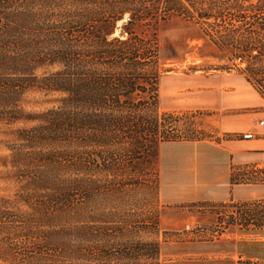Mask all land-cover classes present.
<instances>
[{"label":"trees","instance_id":"obj_1","mask_svg":"<svg viewBox=\"0 0 264 264\" xmlns=\"http://www.w3.org/2000/svg\"><path fill=\"white\" fill-rule=\"evenodd\" d=\"M263 16L264 0H0V124H25L2 161L19 186L0 196V264H162L160 242L141 237L159 229V212L124 192L144 184L163 143L202 139L177 135L186 113L161 111L160 46L148 31L173 17L263 29ZM213 45L233 63L224 69L246 61L248 80L253 50L264 62V47ZM30 92L60 97L28 111ZM230 181L250 183L236 171ZM152 187L157 201L160 181ZM209 204L224 227L264 228V200Z\"/></svg>","mask_w":264,"mask_h":264},{"label":"rangeland","instance_id":"obj_2","mask_svg":"<svg viewBox=\"0 0 264 264\" xmlns=\"http://www.w3.org/2000/svg\"><path fill=\"white\" fill-rule=\"evenodd\" d=\"M251 1L256 4L260 0ZM248 20L240 22L225 18L221 23L210 20L208 25L202 28L173 17L148 31V35L157 37L160 46V64L163 71L159 85L160 109L163 112L186 113L179 116L177 135L182 138L194 135L202 139L163 143L158 151L159 158L155 168L146 170L147 176L142 181L144 184L133 188L127 186L124 192L127 201H136L148 210L155 209L159 212V229H152L147 234H141V237L160 242L162 264H250L249 261H241L238 258L229 260L226 254L233 250L238 239L247 236L254 228L241 230L239 227L230 228L220 224L213 215L219 208L209 204L221 203L219 201H168L161 192V180L168 165L178 173L181 168L188 169L192 162L187 156V152L192 150L187 142L212 145L231 141L238 143L244 140V137L240 132H233L235 129L243 127L245 131V127L249 125L264 127L260 126V122H264V62L258 49L264 47V21L260 23L263 25V29H260L261 26ZM121 25L122 23L118 27ZM120 33L121 29L118 28L115 36ZM214 42L257 48L258 50H253L250 58H253L255 70L252 79L248 80L247 73H244L247 62L241 58L235 61L238 70L222 68L224 65L233 67V63L220 59L214 50ZM243 55L244 53L241 54ZM228 91H241L240 96L234 97L235 105L227 100L231 97ZM58 97L60 96L30 92L25 96V107L28 111H42L55 106V99ZM24 125L0 124L2 197H11L19 186L16 181L6 178L2 161L8 160L9 149L15 143L12 130ZM205 136L209 138H203ZM170 155L176 159L174 163L166 159L171 157ZM234 163L232 170L236 171L241 181H258V184L264 182V172L256 164L247 163L243 157L234 158ZM152 181L158 182V187L160 181V195L157 201ZM217 184L219 183L213 184V189H218ZM262 209L263 205L259 207V211ZM230 210L235 211L234 208Z\"/></svg>","mask_w":264,"mask_h":264},{"label":"crops","instance_id":"obj_3","mask_svg":"<svg viewBox=\"0 0 264 264\" xmlns=\"http://www.w3.org/2000/svg\"><path fill=\"white\" fill-rule=\"evenodd\" d=\"M240 92L228 91L229 96L233 98L230 97L227 100L234 104L236 102L234 97L240 96ZM245 129L244 131L241 127L233 132L253 133L257 137L240 140L238 143L231 141L217 145L187 142V145L193 146H189L192 150L187 152L188 159L192 162L188 169L181 168L178 173H175L169 165L165 168L161 180L163 197L168 201L236 202L264 200V182L258 184L256 181L246 185H233L230 181L233 172L232 166L235 164L234 158L236 157L246 158L247 163L256 164L264 172V133L260 132H264V127L249 125ZM166 159L173 163L176 160L173 156L166 157ZM215 182L219 183L217 184L219 185L218 189H213ZM227 253L226 257L229 260L238 258L241 261L247 260L250 264H264V228L251 229L248 235L238 239L234 243L233 250Z\"/></svg>","mask_w":264,"mask_h":264},{"label":"built area","instance_id":"obj_4","mask_svg":"<svg viewBox=\"0 0 264 264\" xmlns=\"http://www.w3.org/2000/svg\"><path fill=\"white\" fill-rule=\"evenodd\" d=\"M260 125L263 126L264 122H260ZM256 135H254L253 133H245L243 134L244 139H252L255 138Z\"/></svg>","mask_w":264,"mask_h":264}]
</instances>
